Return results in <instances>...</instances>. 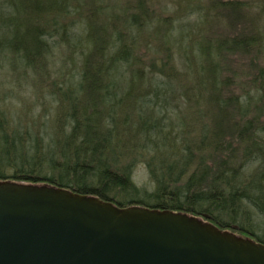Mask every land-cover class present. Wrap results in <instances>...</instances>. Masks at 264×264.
Here are the masks:
<instances>
[{
    "label": "trees",
    "instance_id": "trees-1",
    "mask_svg": "<svg viewBox=\"0 0 264 264\" xmlns=\"http://www.w3.org/2000/svg\"><path fill=\"white\" fill-rule=\"evenodd\" d=\"M107 1L0 0V179L264 243V0Z\"/></svg>",
    "mask_w": 264,
    "mask_h": 264
},
{
    "label": "water",
    "instance_id": "water-1",
    "mask_svg": "<svg viewBox=\"0 0 264 264\" xmlns=\"http://www.w3.org/2000/svg\"><path fill=\"white\" fill-rule=\"evenodd\" d=\"M0 264H264V243L203 215L0 179Z\"/></svg>",
    "mask_w": 264,
    "mask_h": 264
},
{
    "label": "rangeland",
    "instance_id": "rangeland-1",
    "mask_svg": "<svg viewBox=\"0 0 264 264\" xmlns=\"http://www.w3.org/2000/svg\"><path fill=\"white\" fill-rule=\"evenodd\" d=\"M107 2L112 6H116V4L120 6L121 3H124V0H108ZM161 5L167 10V12L165 13L166 16L172 15V9H174V3L172 2V0H161ZM157 7L159 8V6ZM124 9H120L118 10V12L121 13ZM147 31L148 34L152 35L154 45H158L160 42H162V36H158L159 33L153 32L150 29ZM156 51L157 49H154V52ZM134 173V181L139 186H146L148 190L152 188V183L150 182L145 163H139Z\"/></svg>",
    "mask_w": 264,
    "mask_h": 264
}]
</instances>
